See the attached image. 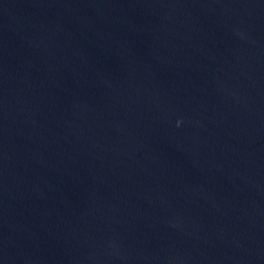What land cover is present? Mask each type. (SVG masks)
<instances>
[{
	"label": "water",
	"instance_id": "1",
	"mask_svg": "<svg viewBox=\"0 0 264 264\" xmlns=\"http://www.w3.org/2000/svg\"><path fill=\"white\" fill-rule=\"evenodd\" d=\"M0 264H264V0H0Z\"/></svg>",
	"mask_w": 264,
	"mask_h": 264
}]
</instances>
